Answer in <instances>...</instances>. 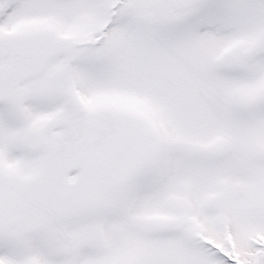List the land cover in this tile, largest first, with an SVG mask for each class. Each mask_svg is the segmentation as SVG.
Listing matches in <instances>:
<instances>
[{
	"label": "rangeland",
	"instance_id": "rangeland-1",
	"mask_svg": "<svg viewBox=\"0 0 264 264\" xmlns=\"http://www.w3.org/2000/svg\"><path fill=\"white\" fill-rule=\"evenodd\" d=\"M6 1L85 110L0 70V264H264V0Z\"/></svg>",
	"mask_w": 264,
	"mask_h": 264
},
{
	"label": "flooded vegetation",
	"instance_id": "flooded-vegetation-1",
	"mask_svg": "<svg viewBox=\"0 0 264 264\" xmlns=\"http://www.w3.org/2000/svg\"><path fill=\"white\" fill-rule=\"evenodd\" d=\"M14 2L0 0V70L5 69V72H7V74L10 76V74H17L20 69L28 71L29 68H33V66L36 64V58L38 56V47H41L42 50H44V53H46L45 56H50L59 52V54L64 59L62 72L59 75L60 80L57 83L55 81H51V73L50 77L48 78L49 80L47 79L46 84L47 88L55 89V92L58 95L60 94L59 96H62L64 109L65 94L70 90V87H68L64 77L66 71L71 68L73 62L76 61L75 58H78L79 55H76V52L73 50L74 46L72 47V49L71 47L68 49H66L67 47L61 48L60 44L61 42L65 41L64 37L54 36L47 32L40 31L39 29L35 30L31 26V23L28 22H25L27 25L21 26L20 23L22 20L14 16L16 12H18L17 5ZM12 15L15 18H13L11 21ZM6 17H9V20L8 22L3 24V21L6 19ZM103 34L104 33L102 32L101 35L103 36ZM98 41H100V39ZM5 49H7V52L5 51ZM47 63L49 62L44 61L40 68L45 67ZM34 85L35 86L32 85L33 87L30 86L31 89L44 88L41 87L42 84L39 86L37 83H34ZM2 90L4 93L12 94L13 96H17L19 93H22L20 92L21 86L19 85V82L16 81H9L5 83L4 86H0V91L2 92ZM84 108L85 105L83 104V111L81 112V114L84 112ZM68 115V119L71 117L79 116L71 114Z\"/></svg>",
	"mask_w": 264,
	"mask_h": 264
},
{
	"label": "water",
	"instance_id": "water-1",
	"mask_svg": "<svg viewBox=\"0 0 264 264\" xmlns=\"http://www.w3.org/2000/svg\"><path fill=\"white\" fill-rule=\"evenodd\" d=\"M64 104L65 109L72 115H78L83 110V105L81 104L78 96L72 90H69L65 94Z\"/></svg>",
	"mask_w": 264,
	"mask_h": 264
}]
</instances>
